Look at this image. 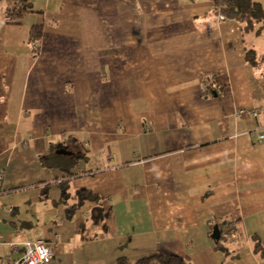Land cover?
Listing matches in <instances>:
<instances>
[{
	"label": "crops",
	"instance_id": "obj_1",
	"mask_svg": "<svg viewBox=\"0 0 264 264\" xmlns=\"http://www.w3.org/2000/svg\"><path fill=\"white\" fill-rule=\"evenodd\" d=\"M14 1L0 0V264L39 239L50 264H264V29L207 0H26L11 24ZM64 185L100 200L69 217ZM224 222L230 256L212 238Z\"/></svg>",
	"mask_w": 264,
	"mask_h": 264
},
{
	"label": "trees",
	"instance_id": "obj_2",
	"mask_svg": "<svg viewBox=\"0 0 264 264\" xmlns=\"http://www.w3.org/2000/svg\"><path fill=\"white\" fill-rule=\"evenodd\" d=\"M196 1V0H189ZM211 1L217 11L220 10L225 19H232L238 21L243 25V30L245 33L254 32L260 35L264 29V13L261 4L256 3L252 0H207ZM29 11H31V5L26 0H15L14 8L10 10L8 15L9 23L18 24V20L23 18ZM43 34V26L36 25L32 27L31 30V42L33 44H39ZM257 54L256 52L250 50L246 52V60L249 64L255 66L257 65ZM210 89V88H208ZM69 142V141H68ZM62 201L66 206L67 214L72 217L77 209L85 203L86 201L97 202L100 198L87 190L79 191L76 196H70L66 198V185L63 186ZM72 199H76V204H70ZM215 227L219 228L221 237L215 240L216 250L221 251L225 254H229L228 250L225 248L224 240L228 239L226 235H233L236 232V228L229 222H224L219 226L212 225L211 230ZM251 242H253V249L255 254L264 260V245L258 236L251 237ZM156 262L158 264H191L183 258L178 256H167L156 254L147 258L138 260L135 264H152ZM117 264H132L128 259L121 257L117 260Z\"/></svg>",
	"mask_w": 264,
	"mask_h": 264
},
{
	"label": "built area",
	"instance_id": "obj_3",
	"mask_svg": "<svg viewBox=\"0 0 264 264\" xmlns=\"http://www.w3.org/2000/svg\"><path fill=\"white\" fill-rule=\"evenodd\" d=\"M218 17L220 21H224L225 17L222 15L220 10L218 11ZM9 20V18H8ZM209 87L205 85L207 90ZM239 115H246L245 110L238 112ZM255 117H258L256 111L253 112ZM264 136H261L263 139ZM3 179V175L0 176V181ZM54 260V251L50 242L39 239L35 242H28L24 246V253L20 259L10 260L9 264H50Z\"/></svg>",
	"mask_w": 264,
	"mask_h": 264
},
{
	"label": "water",
	"instance_id": "obj_4",
	"mask_svg": "<svg viewBox=\"0 0 264 264\" xmlns=\"http://www.w3.org/2000/svg\"><path fill=\"white\" fill-rule=\"evenodd\" d=\"M57 154L64 155V156H71V157L74 155L72 152L68 151L67 147L63 144L58 146ZM219 237H220L219 228L215 227L212 238L214 240H217L219 239Z\"/></svg>",
	"mask_w": 264,
	"mask_h": 264
}]
</instances>
